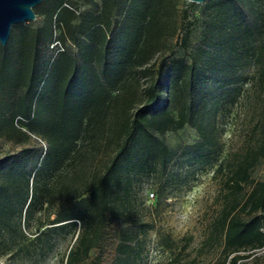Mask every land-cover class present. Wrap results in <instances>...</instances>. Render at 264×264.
I'll use <instances>...</instances> for the list:
<instances>
[{
	"label": "trees",
	"instance_id": "obj_1",
	"mask_svg": "<svg viewBox=\"0 0 264 264\" xmlns=\"http://www.w3.org/2000/svg\"><path fill=\"white\" fill-rule=\"evenodd\" d=\"M83 2L80 10L75 0H42L33 8L40 23L14 24L0 44V137L23 144L0 157V229L24 241L36 225L13 253L43 260L69 234L61 264H144L147 224L118 226L134 179L151 174L159 188L180 189L212 167L224 193L203 245L218 246L217 264L264 249V181L251 177L264 159V121L259 144L225 160L216 124L241 95V69L253 65L264 80V0H210L201 54L187 52L195 20L182 10L175 23L178 0ZM178 30L188 60L164 54ZM186 125L199 138L182 152V170L171 167L177 155L164 136ZM190 241L159 233L157 246L171 253L169 264H191L181 260Z\"/></svg>",
	"mask_w": 264,
	"mask_h": 264
},
{
	"label": "rangeland",
	"instance_id": "obj_2",
	"mask_svg": "<svg viewBox=\"0 0 264 264\" xmlns=\"http://www.w3.org/2000/svg\"><path fill=\"white\" fill-rule=\"evenodd\" d=\"M75 1L80 10L87 7L83 0ZM209 1L192 3L186 0H178L175 23L179 24L182 10L187 12L190 20H195L187 52H194V54L203 52L205 21H208L212 14V10L208 8ZM40 21L41 17L36 16L34 21L24 23L35 26ZM172 22L174 21L170 20L167 25L172 26ZM179 34L180 30L164 39V54L166 55L169 50L173 49L176 54L186 57L188 60L186 53L180 51L177 45ZM155 58L153 59L155 60ZM154 70L155 67L152 68V71ZM240 73L247 80L242 84L241 95L238 97L237 103L224 117L220 115V111L216 118L217 129L219 130L218 143L222 148L220 158L223 160L229 157L231 153H243L248 148L256 147L261 137L260 123L264 121V80L259 78L257 68L253 65L241 69ZM215 78L214 75L204 78L208 90H214L213 87L217 85L213 81L216 80ZM146 80L147 77L143 78L141 84L144 85ZM212 90L207 92L206 98L212 96L211 93L214 92ZM198 138L195 128L189 125L165 133V143L177 155L171 167L182 166V170L186 169L181 154L187 146L196 142ZM29 144L35 149H44V142L35 136H31ZM22 146L23 144L16 140L0 137V157L15 152ZM101 158L105 159L100 155ZM214 168L202 169L195 174L187 185L180 189L174 188L173 185L159 188L162 182H158L157 177L151 174H144L134 179L130 194L131 205L127 206L128 212L124 219L122 218L118 222V226L128 227L134 231L137 226L134 222L147 224L148 236L143 254L144 264H169L171 253L157 246L159 233L169 234L178 244H182L187 237L191 238L189 246L182 254L181 260L183 261L192 260L191 264H217L220 260L218 246L211 248L203 245L209 232V225L220 210L221 195L224 193L221 191V176L215 174ZM251 177L254 181H264V159H261L253 167ZM250 188L251 185H246L241 196L246 195ZM151 192L154 194L152 198L149 197ZM24 233L27 238L22 241L11 237L10 232L1 227L0 264H61L62 255L74 242L69 234L58 235L54 250L45 259L37 260L33 256L30 258L29 255L13 253L22 243L26 244L33 239L36 233V225L33 224L30 229H25ZM239 254L247 256L239 261L240 264H264V249L256 252H240Z\"/></svg>",
	"mask_w": 264,
	"mask_h": 264
},
{
	"label": "water",
	"instance_id": "obj_3",
	"mask_svg": "<svg viewBox=\"0 0 264 264\" xmlns=\"http://www.w3.org/2000/svg\"><path fill=\"white\" fill-rule=\"evenodd\" d=\"M42 0H0V44L4 46L9 38L11 27L17 23L34 21L33 8ZM202 3L204 0H186Z\"/></svg>",
	"mask_w": 264,
	"mask_h": 264
},
{
	"label": "built area",
	"instance_id": "obj_4",
	"mask_svg": "<svg viewBox=\"0 0 264 264\" xmlns=\"http://www.w3.org/2000/svg\"><path fill=\"white\" fill-rule=\"evenodd\" d=\"M154 196V194L151 192L149 193V197L152 198Z\"/></svg>",
	"mask_w": 264,
	"mask_h": 264
}]
</instances>
